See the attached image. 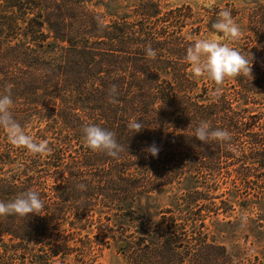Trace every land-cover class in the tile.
Segmentation results:
<instances>
[{
    "label": "trees",
    "instance_id": "obj_1",
    "mask_svg": "<svg viewBox=\"0 0 264 264\" xmlns=\"http://www.w3.org/2000/svg\"><path fill=\"white\" fill-rule=\"evenodd\" d=\"M164 1L131 0L114 14L120 0H0V94L11 88L15 119L52 149L33 155L0 129V201L35 189L45 205L41 216L0 217V264H97L111 248L127 264H264L210 232L238 209L264 227V3L195 11ZM223 9L241 27L231 46L247 52L253 78L213 98L215 83L184 58L204 34L226 42L212 28ZM132 119L145 128L130 131ZM201 121L227 129L232 147L196 140ZM88 124L115 133L119 159L87 147ZM153 143L158 157L144 151ZM163 188L175 198L153 228L115 233L114 217L144 221L142 201Z\"/></svg>",
    "mask_w": 264,
    "mask_h": 264
},
{
    "label": "clouds",
    "instance_id": "obj_2",
    "mask_svg": "<svg viewBox=\"0 0 264 264\" xmlns=\"http://www.w3.org/2000/svg\"><path fill=\"white\" fill-rule=\"evenodd\" d=\"M215 33L223 34L226 42H220L215 38H197L186 50L185 62L190 66V71L195 77H203L215 83L216 88L212 92L213 98H219L226 82L238 77L253 78V62L247 58V52L243 53L232 47V43L238 41L241 36V27L232 16L231 9H223L218 13L216 22L212 25ZM146 56L155 59L157 51L151 45L146 47ZM117 88L113 85L108 92L109 103H117ZM14 100L11 88L0 94V129H2L9 142L17 147L26 149L33 155L46 156L52 149L47 140L36 141L29 135L13 115ZM135 134L145 127L142 121L132 119L127 125ZM84 140L89 149L97 153L119 159L125 151L124 146L118 143L114 132L106 130L96 124H88L83 128ZM195 138L201 144L209 141H219L231 148V133L227 129L211 128L207 121H201L195 129ZM153 157H158L160 148L155 143L144 149ZM85 190L86 185L77 186ZM44 201L40 193L35 189H29L19 194L15 199L4 202L0 201V217L17 216L29 218L31 215H40L44 209Z\"/></svg>",
    "mask_w": 264,
    "mask_h": 264
},
{
    "label": "rangeland",
    "instance_id": "obj_3",
    "mask_svg": "<svg viewBox=\"0 0 264 264\" xmlns=\"http://www.w3.org/2000/svg\"><path fill=\"white\" fill-rule=\"evenodd\" d=\"M131 0H120L122 3H117L114 7V14H122L123 7L130 4ZM255 2H262L264 0H166L163 5L179 6L183 4H191L195 11H199L200 8H213L218 6H225L228 3L234 4L239 8H246ZM103 12L105 9L103 8ZM213 35H202V38H211ZM216 39L222 41L219 37ZM174 192L168 188L158 190L153 197L147 201L143 200L142 203L147 205L148 216L143 221H130L129 219H119L114 217L111 222V227L114 229L117 235H120V231L128 229L126 235H141L145 228H153L160 220V212L169 207L174 201ZM222 219V217H221ZM232 224H214L210 225L211 235H214L215 239L222 244L230 247L240 245L242 248L249 250L253 254H257L261 257L264 256V227H259V220L256 214H250L246 211L238 209L237 213H233ZM143 222L145 225L143 226ZM210 224V223H209ZM139 231V232H137ZM90 235H97L100 231L93 229ZM85 235V234H83ZM102 235V234H101ZM112 235V234H110ZM69 264H77L74 262V257L69 258ZM97 264H127L124 256L113 248L105 249L103 257Z\"/></svg>",
    "mask_w": 264,
    "mask_h": 264
}]
</instances>
